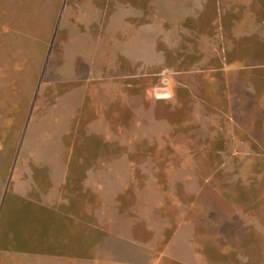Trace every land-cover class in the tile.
Returning <instances> with one entry per match:
<instances>
[{
    "label": "rangeland",
    "instance_id": "obj_1",
    "mask_svg": "<svg viewBox=\"0 0 264 264\" xmlns=\"http://www.w3.org/2000/svg\"><path fill=\"white\" fill-rule=\"evenodd\" d=\"M47 1L0 0V264H264V0L103 1L53 133L25 125L53 95L6 35L56 28L65 64L77 0L54 27Z\"/></svg>",
    "mask_w": 264,
    "mask_h": 264
},
{
    "label": "crops",
    "instance_id": "obj_2",
    "mask_svg": "<svg viewBox=\"0 0 264 264\" xmlns=\"http://www.w3.org/2000/svg\"><path fill=\"white\" fill-rule=\"evenodd\" d=\"M10 1L11 3L18 2V0H10ZM64 1L65 0H59V4L62 5ZM103 1L106 0H80V2L79 0H77L76 7L70 8V10L66 11V13L65 10H63L65 13V17L62 20L61 25L65 26L64 29L66 30V33H67V29L68 31L69 29L71 31L68 33V35L70 34V36H67L69 40L68 48L70 49V51L67 50V55L63 60L65 61V64L52 63L53 55L54 53L56 54L59 44V43L54 44V42H56L57 35L55 37L53 35V32L56 30V28H54L52 32L47 35V37L46 36L42 37L41 33H39L41 37L39 38L37 33L34 34L33 37H30L28 40L26 39V37H22V34L21 35L19 34L20 36L14 35L15 32L12 29H9L11 31L10 32L11 34L10 33L6 34L11 37L10 40H13L12 38L14 37V40L17 42V45L18 44L19 46L21 45L23 51L26 52L25 56L21 55V60L24 61V62L21 61L23 67L25 68L34 65L35 68L34 74L39 75V79H38L39 82L37 87L40 90L45 91L44 95H46V91L47 93L53 95V97L50 98H44V99L40 98V101L38 103H34V102H33L34 104L29 103L30 108L29 111L27 112V116L25 117L24 121H26L25 123L26 125L29 118L33 119V115H34V125L32 126V132H37L42 127H45L46 131H50L52 133L53 131L60 130L59 123L60 126L64 125L63 123L68 121V119L72 114L71 112L68 113L67 111L72 107L73 103H75V99H76L75 94L78 96L80 91L85 90L87 88L86 85L89 82V79H91L90 76L96 70V67L94 65L89 66L88 59L90 58L89 51L91 49H94V45L98 44V42L100 41V35H99L100 29L97 28L96 26L98 25V27H100L101 22L99 21L101 18V9H99L98 7L101 6V3ZM109 1H113L114 3L116 2V0H109ZM48 2H50L49 6L51 8L50 20L53 22L49 25L51 26L57 25V0H48L47 3ZM114 7L116 6L114 5ZM39 9H41L42 11V8ZM79 9H82L84 16L88 19L89 22L88 25L89 30L86 31L85 29H83L82 30L83 33L78 32V29L70 28V24H72L71 27L76 26L75 23H77L80 26V23H78L76 19V12L79 11ZM38 14H40L39 19L40 17L42 18L41 16L42 12H39ZM92 17H94V19ZM116 17H117V12L115 13L114 18H110L111 22L108 21V23L109 22L111 23V26L115 24ZM101 26L103 28L102 32L104 33V25L101 24ZM1 35L3 36L5 34H1ZM65 39H66V34L64 38L61 40L62 43L60 45L64 44ZM0 41L2 42L3 40L0 39ZM26 42L31 43L33 45H30L31 46L30 47L29 45H27ZM9 45L15 49L14 45L12 44ZM1 47L3 48L4 45ZM13 64H15V61L13 62ZM26 91H28V87ZM83 96H84V92H83ZM83 96H78L77 99ZM54 106H56L57 108L60 106V108L54 109ZM54 116L57 118L58 121L56 124H54L53 122ZM45 121H47L48 123L47 127ZM62 130L64 131V129ZM65 176L67 177V175ZM107 228H108L107 226H103L102 230H108ZM40 264H52V263L44 260L41 261Z\"/></svg>",
    "mask_w": 264,
    "mask_h": 264
}]
</instances>
